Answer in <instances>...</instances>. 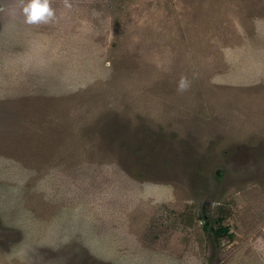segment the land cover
I'll list each match as a JSON object with an SVG mask.
<instances>
[{"label": "rangeland", "instance_id": "374dc122", "mask_svg": "<svg viewBox=\"0 0 264 264\" xmlns=\"http://www.w3.org/2000/svg\"><path fill=\"white\" fill-rule=\"evenodd\" d=\"M68 4L0 0V264H264L255 2Z\"/></svg>", "mask_w": 264, "mask_h": 264}, {"label": "crops", "instance_id": "0c3cea01", "mask_svg": "<svg viewBox=\"0 0 264 264\" xmlns=\"http://www.w3.org/2000/svg\"><path fill=\"white\" fill-rule=\"evenodd\" d=\"M249 1L255 2L256 12L252 16L253 18L238 24L241 34L237 37L240 38L241 43L245 44L240 48V52L235 59L243 60L247 67L254 66L256 74H264V0H245V3ZM251 12L252 10H250L248 16ZM209 36L207 37L209 38ZM215 38L217 41L229 40L227 37L221 39L216 36ZM248 74L250 73L248 72Z\"/></svg>", "mask_w": 264, "mask_h": 264}, {"label": "clouds", "instance_id": "9594fccd", "mask_svg": "<svg viewBox=\"0 0 264 264\" xmlns=\"http://www.w3.org/2000/svg\"><path fill=\"white\" fill-rule=\"evenodd\" d=\"M19 7L27 24L49 23L55 19V9L51 6V0H18ZM66 7H70L68 0H64ZM186 87L181 80L180 89Z\"/></svg>", "mask_w": 264, "mask_h": 264}, {"label": "trees", "instance_id": "16d2710c", "mask_svg": "<svg viewBox=\"0 0 264 264\" xmlns=\"http://www.w3.org/2000/svg\"><path fill=\"white\" fill-rule=\"evenodd\" d=\"M215 233L217 235H226L227 237H231V234L227 232V228H225V227H218L215 230Z\"/></svg>", "mask_w": 264, "mask_h": 264}]
</instances>
